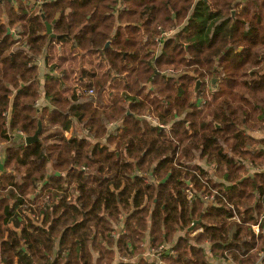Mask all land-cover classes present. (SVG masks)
<instances>
[{
    "label": "trees",
    "instance_id": "1",
    "mask_svg": "<svg viewBox=\"0 0 264 264\" xmlns=\"http://www.w3.org/2000/svg\"><path fill=\"white\" fill-rule=\"evenodd\" d=\"M39 122L23 148L15 134ZM249 130H264V0H3L0 264H151L133 260L147 236L173 247L164 264H209L206 241L264 264V172L243 165L264 166V140ZM204 179L223 206L189 200Z\"/></svg>",
    "mask_w": 264,
    "mask_h": 264
},
{
    "label": "rangeland",
    "instance_id": "2",
    "mask_svg": "<svg viewBox=\"0 0 264 264\" xmlns=\"http://www.w3.org/2000/svg\"><path fill=\"white\" fill-rule=\"evenodd\" d=\"M71 76H74L75 78L77 77L76 74H72ZM73 81H74V78H73ZM207 88H208V86H207ZM209 88H211L212 92L214 89H216L212 86V84L209 85ZM211 99H212L211 94L208 93V97L206 99L202 98L201 102L198 104V106L201 108H204V106L208 105V103L211 101ZM106 100L108 102V99H106ZM251 134L254 137H257L258 139L264 140V130L253 131V132H251ZM68 135H70V133ZM248 149L252 150L253 147L252 146L250 147V144H248ZM261 149H264V145L258 143L257 150H261ZM193 164H195V165L201 164L205 168V170L208 172V176L210 179H212L215 182H222V180L218 177L216 166L213 167L214 165L213 166L208 165L206 162H199V161H195ZM243 165L247 169V172L251 175H253L254 173H257V172H264V166L263 167L255 166L251 160H247L246 162H243ZM208 187H212V185L211 184L208 185V183L205 179L202 182V189H200V190L194 188L191 185V181H188V187H187L186 192H187V194H188V192H190V193L196 192L199 194V197H201V199H204L206 196L212 195L215 197V203H217L216 205L217 206H223V204L222 203L220 204L217 200V198H219L218 196H221V199L224 200L223 195L219 192L218 189L210 190ZM217 193H219V194H217ZM203 204H204V209H206V204L205 203H203ZM231 207H232V211H233V218H232V220L228 221V223L235 224V206L233 204H231ZM262 212H263V209H262ZM239 221H240V219H239ZM191 228H192V230H190ZM191 228H189L187 230V233L189 234L190 239H193L195 236L204 232V228L200 226V223L193 224L191 226ZM148 235H149V232H148ZM181 235L185 236L186 233L183 232V233H181ZM260 242L261 241L259 240V243ZM210 246H212V243H210L209 241H206L205 244L202 246V248L205 251V254H206V257H207L209 264H215L214 261L209 258L210 256L208 254L207 249H209ZM162 247H163V245H160L157 248L152 246L150 244V240L147 236V240L140 245V250H139V252L138 251L136 252L135 258L133 260L136 261V260H143L144 259V260L150 262L151 264H164L163 259L161 257V252L159 251V249ZM169 247L173 248L172 246H169ZM226 255H227V253H226ZM211 257H213L216 260V262H218V263L220 261H223L222 263L225 262V264H236L235 260L233 258L228 257L227 259H223V257H216L214 255L213 251L211 253ZM116 260H117V262L115 264H118L119 261L121 260L119 255H117Z\"/></svg>",
    "mask_w": 264,
    "mask_h": 264
},
{
    "label": "built area",
    "instance_id": "3",
    "mask_svg": "<svg viewBox=\"0 0 264 264\" xmlns=\"http://www.w3.org/2000/svg\"><path fill=\"white\" fill-rule=\"evenodd\" d=\"M166 35V34H165ZM164 35V36H165ZM161 39H162V37H160V38H158L156 41L157 42H160L161 41ZM175 74L179 77L180 75H178L176 72H175V70H170L168 73H167V76L168 77H173V76H175ZM89 94L90 95H93L94 94V91H92V90H90L89 91ZM201 101H199L198 102V104L200 103ZM110 128H112L113 126L112 125H110L109 126ZM16 136H19L22 140H23V142H24V145H23V148H26V142H25V140H26V138H27V134L26 133H24V132H18V133H16L15 134ZM10 137H14V135H12V136H10ZM209 185V184H208ZM210 190H213L211 187H208ZM188 198H189V200H193V198H195V197H197V196H199V194L198 193H196V192H193V193H190V192H188ZM218 194V193H217ZM200 199H201V197H200ZM205 204H206V207H216L217 205V203H215V197L214 196H212V195H209V196H206L204 199H201ZM256 200H257V203H264V199L262 198V196H260V195H257L256 196ZM231 209H232V207H230ZM232 220V219H231ZM235 221H239V218H238V216L237 215H235ZM262 225H263V227H264V216L259 220V224L258 225H256V226H253V231H254V233L258 236L260 233H262V234H264V228H263V230L261 229V227H262ZM212 247L213 246H210L209 247V249H207L208 250V254H209V256H211V253H212ZM171 249H173V248H171V247H169V246H163L162 248H160L159 249V251L161 252V255L163 254V253H167V252H170L171 254H174V251H172ZM259 257H260V262L262 261V260H264V250L263 251H261V253L259 254Z\"/></svg>",
    "mask_w": 264,
    "mask_h": 264
},
{
    "label": "crops",
    "instance_id": "4",
    "mask_svg": "<svg viewBox=\"0 0 264 264\" xmlns=\"http://www.w3.org/2000/svg\"><path fill=\"white\" fill-rule=\"evenodd\" d=\"M40 68H41V73H40V89H41V91H40V98H39V100H38V107L40 108V109H45L46 107H48L49 108V106H50V101L48 100V99H46L45 98V94H44V90H43V87H44V84H45V71H44V65H43V63L41 62V64H40ZM73 78H75L74 76H71V81L72 82H74L73 81ZM68 133V132H67ZM67 133H65V135L67 136V137H70ZM16 142H17V140H15L14 142H13V144L14 145H19V144H16ZM18 143H20L19 141H18ZM4 162H5V152H2L1 154H0V176H1V174H2V171H3V168H4ZM219 264H225V262L224 263H222V262H219Z\"/></svg>",
    "mask_w": 264,
    "mask_h": 264
},
{
    "label": "water",
    "instance_id": "5",
    "mask_svg": "<svg viewBox=\"0 0 264 264\" xmlns=\"http://www.w3.org/2000/svg\"><path fill=\"white\" fill-rule=\"evenodd\" d=\"M0 2L2 3L3 0H0ZM232 14L234 16L235 15V12L233 11ZM46 26H47V32H48V34H51L52 33V26L49 25V24H46ZM109 46H110V43H107L106 46H105V48H104V50H106ZM199 85H200V82L197 83V89L199 88ZM42 129H43L42 123L39 122L37 133L33 137H27L26 140H25L27 147H30V146H32V145H34V144H36V143H38L40 141L39 136H40V134L42 132ZM190 230H192V228Z\"/></svg>",
    "mask_w": 264,
    "mask_h": 264
}]
</instances>
